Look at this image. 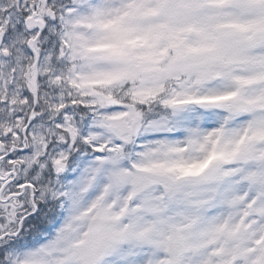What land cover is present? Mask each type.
<instances>
[{"label":"snow or ice","instance_id":"obj_1","mask_svg":"<svg viewBox=\"0 0 264 264\" xmlns=\"http://www.w3.org/2000/svg\"><path fill=\"white\" fill-rule=\"evenodd\" d=\"M0 264H264V0H0Z\"/></svg>","mask_w":264,"mask_h":264}]
</instances>
